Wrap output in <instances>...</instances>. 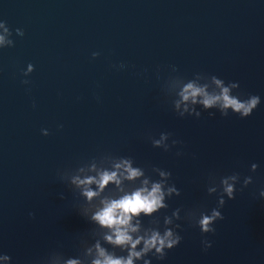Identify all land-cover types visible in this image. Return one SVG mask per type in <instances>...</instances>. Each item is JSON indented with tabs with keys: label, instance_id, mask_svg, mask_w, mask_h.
<instances>
[{
	"label": "water",
	"instance_id": "1",
	"mask_svg": "<svg viewBox=\"0 0 264 264\" xmlns=\"http://www.w3.org/2000/svg\"><path fill=\"white\" fill-rule=\"evenodd\" d=\"M0 36V264H92L97 243L127 257L91 216L145 179L168 208L134 217L133 239L166 227L182 239L133 264H264V0H0ZM214 80L260 104L241 119L180 95L190 83L219 95ZM124 160L142 176L91 202L68 187ZM232 173L253 184L241 179L204 236L189 212L215 208L209 176Z\"/></svg>",
	"mask_w": 264,
	"mask_h": 264
},
{
	"label": "clouds",
	"instance_id": "2",
	"mask_svg": "<svg viewBox=\"0 0 264 264\" xmlns=\"http://www.w3.org/2000/svg\"><path fill=\"white\" fill-rule=\"evenodd\" d=\"M7 31V29H5ZM23 35L19 29L17 30ZM4 43V37L0 36V44ZM98 53H93L95 58ZM34 70L32 65L28 66V71L24 72V76H28ZM24 84H28L29 81L24 80ZM214 83L220 88L219 95H209L205 87H197L194 84H188L180 93L183 100H191L196 103L197 98L200 97L201 103L205 108H212L219 104L221 109L225 110L224 115H227L226 110L232 109L234 113H238L241 119L249 117L253 110L260 104V98L256 95H251L248 99L241 101L235 97L229 95V88L223 87L220 80H214ZM44 136L49 135L47 130H42ZM162 139L166 137L162 136ZM156 146L160 145V141L154 142ZM177 143V141H174ZM179 154V153H178ZM258 165H251L250 171L255 173ZM93 171L95 167L93 166ZM122 170V171H121ZM82 171V170H81ZM142 172L138 168H133L131 164L124 160L121 163L115 165V171H102L98 172L97 176H86L81 178L79 175L72 176L71 186L68 185L71 191L79 190L81 196H83L87 202H91L93 199L99 197L104 189L109 184H115L117 187L121 184V178L134 181L142 176ZM170 173L161 172L162 178H167ZM63 181V178L60 177ZM242 179V184H241ZM148 180H143V186L130 194H125L118 199L104 198L100 200V207L91 216V220L95 221L101 228L108 229L112 234L106 235L105 240L114 246L119 248L128 249L127 257L115 256L109 254L105 249L101 248L99 243L96 244L97 259L92 261V264H133L134 259H140L155 250V257L163 260L167 251H170L177 247L181 242V236L174 232L170 228H165L163 234L159 231L152 230L145 233L144 236H137L133 239V235L139 232V222L133 226V218L139 217L141 213L145 216H150L159 209H167L168 205L164 203L165 192L163 191V183L156 182L151 185L149 190ZM241 184L240 191H243L249 185L253 184V176L248 175L241 178L239 173H232L231 175L220 176L212 174L209 176L207 194L209 196L217 197V206L210 211L202 210L200 208L191 210L189 216L195 219V226L199 228L202 235L214 234L215 228L213 225L224 217L221 214L222 209L227 200L235 199L237 192V185ZM93 185L96 186V190L93 189ZM176 191L177 196L180 192L175 188H169L167 194H171ZM261 198H264V190L259 193ZM177 219H179V209L172 213ZM172 220L165 219V224H171ZM180 225H176L179 228ZM205 249L211 247V243L207 240L202 241ZM143 244V248L137 251V246ZM91 251V250H89ZM5 259H8L6 256ZM68 264H78L77 261H68ZM144 264H151L150 260H145Z\"/></svg>",
	"mask_w": 264,
	"mask_h": 264
}]
</instances>
